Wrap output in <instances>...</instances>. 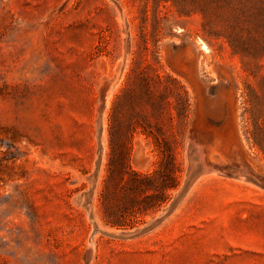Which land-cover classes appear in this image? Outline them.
I'll return each instance as SVG.
<instances>
[{
	"label": "rangeland",
	"instance_id": "obj_1",
	"mask_svg": "<svg viewBox=\"0 0 264 264\" xmlns=\"http://www.w3.org/2000/svg\"><path fill=\"white\" fill-rule=\"evenodd\" d=\"M0 264H264V0H0Z\"/></svg>",
	"mask_w": 264,
	"mask_h": 264
},
{
	"label": "bare ground",
	"instance_id": "obj_2",
	"mask_svg": "<svg viewBox=\"0 0 264 264\" xmlns=\"http://www.w3.org/2000/svg\"><path fill=\"white\" fill-rule=\"evenodd\" d=\"M122 17V16H121ZM122 23V22H121ZM104 102V101H103ZM105 104V103H104ZM99 137V136H98ZM197 141V140H196ZM193 142V141H192ZM98 152H100V155L102 154L103 152V149H104V134L101 133V137L99 138V143H98ZM198 144V143H197ZM202 147V145H201ZM200 146L196 145L194 146V155H195V158H196V161L194 162L195 164H197V168H196V171L194 172V174L192 175L189 183L187 184L186 188L184 189V191L179 194L182 190V187L178 190V192L176 193L174 199L170 202V204L167 206L168 207V210L169 209H173L175 207V205L177 204V202L183 197V195L186 193V191L188 190V188H190V186L192 185V183L198 178L200 177V175H202L203 173L205 172H208V171H211V167L207 164L206 160H204L205 158H203V152H202V149H201ZM100 148V149H99ZM191 149V148H190ZM192 151V150H191ZM188 153V152H187ZM189 156V155H188ZM205 157V155H204ZM187 160V158H186ZM214 167V166H213ZM214 170V168L212 169ZM218 171V170H216ZM215 172V171H214ZM251 172V171H250ZM213 173V171H212ZM238 173V172H236ZM242 174V172H241ZM87 175V174H86ZM244 176V175H242ZM238 177V176H237ZM78 178V177H77ZM242 179H244L242 177ZM85 180L87 181V184H88V188L84 191V192H81L79 193L76 198L78 199V202L81 201L88 209H89V201H90V196H91V187L94 185V182L96 180V172L95 170L88 174L86 177H85ZM167 207L163 208L162 211L159 213V215H163L164 216V213L167 209ZM88 212V211H87ZM169 213V212H168ZM167 213V214H168ZM91 218V217H90ZM92 219V218H91ZM93 221V220H92ZM95 224V223H94ZM96 225V224H95ZM100 227V226H99ZM96 227H95V231H96ZM106 231V230H105ZM102 232V231H101ZM109 232V231H108ZM100 233V232H98ZM95 234V233H94ZM102 234V233H101ZM93 236V234H92Z\"/></svg>",
	"mask_w": 264,
	"mask_h": 264
},
{
	"label": "water",
	"instance_id": "obj_3",
	"mask_svg": "<svg viewBox=\"0 0 264 264\" xmlns=\"http://www.w3.org/2000/svg\"><path fill=\"white\" fill-rule=\"evenodd\" d=\"M100 134V128L98 129V135ZM196 161V158H195V155H193L190 159V164H189V167H188V171H187V175H186V180L183 184V187H182V190L179 194H181L184 189L186 188L187 184L189 183L192 175L194 174V172L196 171V168H197V164H195L194 162ZM99 163V160L97 161V165ZM171 209L168 210V207L164 213V216L170 212ZM163 215L159 216V218H156L155 220L151 221L149 224L143 226L142 228H138L132 232H120L118 234H109V233H106L107 235L109 236H115V237H129V236H132V235H136V234H139V233H142L144 231H147L148 229H150L152 226H154L159 220H161L163 217ZM104 233V232H103Z\"/></svg>",
	"mask_w": 264,
	"mask_h": 264
},
{
	"label": "trees",
	"instance_id": "obj_4",
	"mask_svg": "<svg viewBox=\"0 0 264 264\" xmlns=\"http://www.w3.org/2000/svg\"><path fill=\"white\" fill-rule=\"evenodd\" d=\"M110 225H123L120 221H109Z\"/></svg>",
	"mask_w": 264,
	"mask_h": 264
}]
</instances>
